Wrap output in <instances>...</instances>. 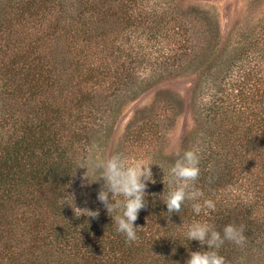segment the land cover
<instances>
[{"label":"trees","instance_id":"trees-1","mask_svg":"<svg viewBox=\"0 0 264 264\" xmlns=\"http://www.w3.org/2000/svg\"><path fill=\"white\" fill-rule=\"evenodd\" d=\"M181 1L0 0V264H186L208 250L186 237L197 221L221 234L243 227V245L216 250L226 264H264V24L233 42L217 16L185 18ZM139 57L176 71L201 59L197 70L213 77L196 88V128L178 157L162 155L168 109L130 127L155 183L129 242L97 199L105 181L83 179L80 166L98 159L95 145L113 127L97 122L109 98L139 83ZM197 147L202 195L167 213L169 170Z\"/></svg>","mask_w":264,"mask_h":264},{"label":"rangeland","instance_id":"rangeland-1","mask_svg":"<svg viewBox=\"0 0 264 264\" xmlns=\"http://www.w3.org/2000/svg\"><path fill=\"white\" fill-rule=\"evenodd\" d=\"M181 7L188 12V16H185L188 20L217 16L222 35L227 40L232 38L233 42L239 40L238 34L250 35L254 26L264 24V0H182ZM138 59L146 62V57ZM201 63V59H198L192 69L190 66L185 71H176L169 65L151 66L149 63L144 64V69L143 65L137 64L139 83L134 81L136 87L134 85L131 90L125 88L109 98L108 107L102 112V121L97 122L98 129L106 124L113 127L107 137L102 132L104 145H95L98 159H107L116 154L120 145L121 153L136 159L133 154L136 146L132 144L134 138L128 134L129 129L146 122L153 108L163 112L168 109L170 118L163 130L165 146L161 144L162 155L165 158L178 157L186 137L196 128V88L213 77L208 70L205 75L197 70L201 68ZM140 156L146 159V153Z\"/></svg>","mask_w":264,"mask_h":264},{"label":"clouds","instance_id":"clouds-1","mask_svg":"<svg viewBox=\"0 0 264 264\" xmlns=\"http://www.w3.org/2000/svg\"><path fill=\"white\" fill-rule=\"evenodd\" d=\"M202 101L208 103L210 97L204 96ZM199 164L200 149L197 147L184 151L183 155L179 156L170 168L169 191L163 201L167 213H178L185 201H196L201 197L202 193L193 187V182L200 174ZM152 165L153 163L145 158L130 159L116 153L107 159L88 160L80 166L87 168L83 179H89L91 183L98 182L99 179L105 181L106 190L99 191L97 199L104 205L108 214L116 212V215L112 217L116 231L123 234L129 242L138 239L137 230L139 227L135 226L134 222L137 220L139 212L145 207L148 184L155 183ZM90 173H95L96 178L93 179ZM109 193H111V197ZM70 197L74 203V196ZM204 204L208 208L214 207L211 201H205ZM201 207L199 203L193 204V210L197 214L200 213ZM75 208L81 210L82 214L84 210H87ZM87 212L90 213L86 215L89 217L98 215V212L89 210ZM186 237L190 241H198L201 245H207L208 249L191 252L186 264H226L225 257L216 250L226 240L236 245H243L245 242L242 226L228 224L224 226L221 234L210 223L199 221L193 222L187 227Z\"/></svg>","mask_w":264,"mask_h":264}]
</instances>
